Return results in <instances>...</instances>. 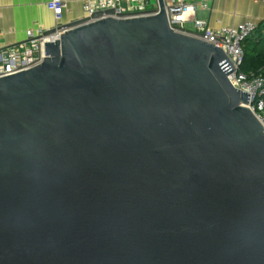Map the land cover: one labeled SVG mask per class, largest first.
I'll use <instances>...</instances> for the list:
<instances>
[{
  "label": "water",
  "instance_id": "95a60500",
  "mask_svg": "<svg viewBox=\"0 0 264 264\" xmlns=\"http://www.w3.org/2000/svg\"><path fill=\"white\" fill-rule=\"evenodd\" d=\"M159 3L69 22L0 78V264H264V130L237 61Z\"/></svg>",
  "mask_w": 264,
  "mask_h": 264
},
{
  "label": "built area",
  "instance_id": "2783aa9c",
  "mask_svg": "<svg viewBox=\"0 0 264 264\" xmlns=\"http://www.w3.org/2000/svg\"><path fill=\"white\" fill-rule=\"evenodd\" d=\"M255 3L264 0H251ZM166 19L172 30L193 36L203 42L221 48L235 69L228 73V80L238 90L249 94L244 104L264 130V77L256 73H244L240 66L244 58L243 42L255 30L257 23L245 20L237 25L211 28L206 20L197 16V4L208 9V0H162ZM47 6L54 18L49 29L36 28L27 33V40L13 45L0 44V78L19 73L39 65L45 58L44 43L59 39L66 31L62 23L67 7L65 0H49ZM85 17L97 11L113 9L128 16L156 15L160 10L159 0H83ZM47 35L44 32L50 31Z\"/></svg>",
  "mask_w": 264,
  "mask_h": 264
},
{
  "label": "crops",
  "instance_id": "0c3cea01",
  "mask_svg": "<svg viewBox=\"0 0 264 264\" xmlns=\"http://www.w3.org/2000/svg\"><path fill=\"white\" fill-rule=\"evenodd\" d=\"M49 0H0V44L13 45L27 40L31 29H49L55 24L47 6ZM67 7L62 23L68 24L86 16L83 0H65ZM209 8L197 4V16L211 28L237 25L245 20L264 21V3L251 0H208Z\"/></svg>",
  "mask_w": 264,
  "mask_h": 264
},
{
  "label": "trees",
  "instance_id": "16d2710c",
  "mask_svg": "<svg viewBox=\"0 0 264 264\" xmlns=\"http://www.w3.org/2000/svg\"><path fill=\"white\" fill-rule=\"evenodd\" d=\"M244 58L240 70L264 77V21L257 24L252 34L243 42Z\"/></svg>",
  "mask_w": 264,
  "mask_h": 264
}]
</instances>
